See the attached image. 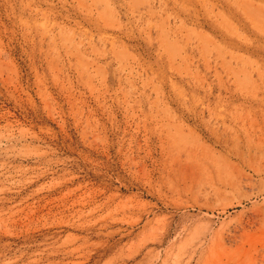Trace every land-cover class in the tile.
Here are the masks:
<instances>
[{
    "label": "rangeland",
    "instance_id": "obj_1",
    "mask_svg": "<svg viewBox=\"0 0 264 264\" xmlns=\"http://www.w3.org/2000/svg\"><path fill=\"white\" fill-rule=\"evenodd\" d=\"M0 264H264V0H0Z\"/></svg>",
    "mask_w": 264,
    "mask_h": 264
}]
</instances>
